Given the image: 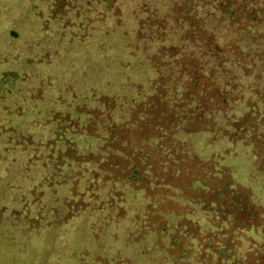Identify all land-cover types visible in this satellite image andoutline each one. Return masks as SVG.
I'll list each match as a JSON object with an SVG mask.
<instances>
[{
    "label": "trees",
    "instance_id": "1",
    "mask_svg": "<svg viewBox=\"0 0 264 264\" xmlns=\"http://www.w3.org/2000/svg\"><path fill=\"white\" fill-rule=\"evenodd\" d=\"M45 3L42 34L102 38L63 95L1 72L29 98L0 103V262L264 260V0Z\"/></svg>",
    "mask_w": 264,
    "mask_h": 264
},
{
    "label": "rangeland",
    "instance_id": "2",
    "mask_svg": "<svg viewBox=\"0 0 264 264\" xmlns=\"http://www.w3.org/2000/svg\"><path fill=\"white\" fill-rule=\"evenodd\" d=\"M45 1L48 0H0V57L8 59L7 64H5L4 60L0 62V103L4 100L2 96H13V101H19L21 97L29 98V96L21 94L27 87L29 77H22L24 80L14 76H8L5 80L1 79V72L8 68L17 71L20 66H25L28 72L33 74V85L44 84V88L50 91L48 96H57L59 93L63 95L69 84L67 77L71 74L76 76L83 75L82 71L78 69L82 62L79 59L80 55L82 56L81 52L87 51L89 54L90 51L96 49V44L102 38L101 33H98L93 36V40H87L83 33H78L75 36L67 27H60L59 23L53 22L48 23L46 27L48 30L42 34V24L47 18L45 10L47 3ZM62 17L64 19L72 18L70 15ZM12 33L17 34L18 37L12 38L10 36ZM37 39L41 40L40 45L35 43ZM74 53H77V57H79L75 61L76 63L72 62ZM43 54L48 55L44 56ZM8 91L11 93L9 94ZM22 103H26L28 106L33 104V102L28 100L22 101ZM12 170L17 171L13 167ZM0 177H3L2 172ZM247 178L248 175L245 174L244 180H247ZM11 180V182H16L15 175L11 177ZM261 181L264 182V180ZM11 185L14 186V184ZM1 200L2 196L0 195ZM246 220V218L243 219L241 227L246 223ZM236 223L237 221H232L228 224L231 230L235 229ZM255 223L257 222L255 221ZM82 231L84 230L82 229ZM238 233L245 235V232L242 233V231L238 230L232 235L235 236ZM248 236L254 237L252 232H249ZM4 238L5 232L0 226V254H3V256L6 255ZM37 243L40 244V241L38 240ZM80 243L83 247L88 248L87 242L84 240L80 241ZM257 254L258 256L255 257L261 258L260 252ZM26 263V261L17 259H14V263L10 262V264ZM0 264L2 263L0 262ZM255 264H264V260Z\"/></svg>",
    "mask_w": 264,
    "mask_h": 264
}]
</instances>
